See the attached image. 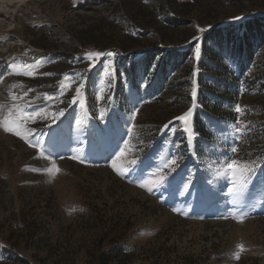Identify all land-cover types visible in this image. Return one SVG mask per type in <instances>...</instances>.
Returning a JSON list of instances; mask_svg holds the SVG:
<instances>
[{
	"label": "rangeland",
	"instance_id": "rangeland-1",
	"mask_svg": "<svg viewBox=\"0 0 264 264\" xmlns=\"http://www.w3.org/2000/svg\"><path fill=\"white\" fill-rule=\"evenodd\" d=\"M10 10L0 27V264H264V132L247 121L262 118L246 110L249 91L236 125L201 113L212 139L199 142L201 106L184 74L148 92L154 72L140 62L139 86L114 96L125 58L159 51L156 63L189 47L198 57L207 31L261 15L264 0H28ZM97 52L115 55L91 67ZM65 74L71 88L45 100ZM29 102L44 118L21 135L40 139L43 155L3 127ZM230 159L248 167L246 180L234 183ZM158 170L159 187L139 186Z\"/></svg>",
	"mask_w": 264,
	"mask_h": 264
},
{
	"label": "trees",
	"instance_id": "trees-1",
	"mask_svg": "<svg viewBox=\"0 0 264 264\" xmlns=\"http://www.w3.org/2000/svg\"><path fill=\"white\" fill-rule=\"evenodd\" d=\"M157 53L160 52L145 51L135 53L132 59L125 58V63H122L125 77L119 71L118 80L115 81V99L121 97L126 85L133 88L139 86L141 62L144 63L141 67L144 72H154L148 92L163 90L167 79L175 75V72L186 76L189 88L196 85L195 95L202 111H196L193 119L197 142L198 139H212V132L201 113L210 120L236 125L239 122L236 106L241 104L240 97L248 91L251 96L244 103L246 110H256L262 118L256 121L250 116L247 121L258 124V129L264 132V100L252 99L256 93H264V13L239 23L210 29L201 39L198 57L191 47L178 48L170 50L159 62L154 63ZM141 55V58L136 59ZM191 58L192 65L188 62ZM186 97L191 101L194 96L187 94Z\"/></svg>",
	"mask_w": 264,
	"mask_h": 264
},
{
	"label": "snow or ice",
	"instance_id": "snow-or-ice-1",
	"mask_svg": "<svg viewBox=\"0 0 264 264\" xmlns=\"http://www.w3.org/2000/svg\"><path fill=\"white\" fill-rule=\"evenodd\" d=\"M197 52H199V49H197ZM113 56L115 55V53L109 52V53H91L89 54V57H87V59H89L91 67H94V61L102 56ZM90 70V69H89ZM50 75V74H48ZM65 81H67L68 83H65ZM75 81L71 79V77L68 74H65L64 79L59 83L58 85V90L56 93H54L53 95H48L45 94L44 98L47 101H52L53 98L55 97L56 99L59 98L60 95H62L65 91L69 90L71 88V84L74 83ZM84 87V82L83 80L79 83V86L77 87L75 94L73 95L72 100L70 101V103L75 104L78 102L79 98L82 96V92L81 89ZM25 95H27V93H25ZM31 107V102H29L25 107L19 109V115L16 119V121L8 123L6 122L3 127L5 131H8L10 133H13L17 136H20L21 139H25L26 142L29 144L30 147H34V148H40L41 149V155H43V149H42V141L40 139H36L34 138V142L27 140L26 136L21 135V132H27V133H31L30 129H26L24 127L25 123L27 121H35V119L37 117L40 118H44V114L42 113L41 110L36 109V110H29V108ZM236 111L240 112L241 109L239 106L236 107ZM56 115H63V111H59ZM191 112L186 113L185 115L178 117V119L184 123H187L188 118L190 117ZM53 119H55V116L53 117ZM13 124L15 126H13ZM185 132H187V128L184 129ZM233 152L236 151L235 148L232 149ZM75 158V157H73ZM83 162V161H81ZM176 164V159L173 158L170 161V164L168 162H165V167H169L171 170V165H175ZM113 167L115 168V165H113ZM227 170L230 172L231 176L233 177L234 183L236 181H243L246 180V173L249 171L248 167L246 165L241 166L239 165L236 161L234 160H229V162H227ZM49 171H52V169H49ZM56 171H58V169H56ZM155 176L158 177L157 180L155 181H149L148 183H141L139 186L142 188H146L148 192H152L154 187H159L164 179L165 176L161 175L159 170L154 173ZM151 185V186H149ZM244 216L240 215L238 222H243L244 220ZM241 248L243 247L242 245L240 246ZM239 257L237 256V259Z\"/></svg>",
	"mask_w": 264,
	"mask_h": 264
},
{
	"label": "bare ground",
	"instance_id": "bare-ground-1",
	"mask_svg": "<svg viewBox=\"0 0 264 264\" xmlns=\"http://www.w3.org/2000/svg\"><path fill=\"white\" fill-rule=\"evenodd\" d=\"M28 0H0V27L6 26V20L7 18H10V15H7L8 13H11L10 8L16 6L17 4H22L23 2H27ZM32 1V0H31ZM37 1V0H35ZM10 7V8H9ZM9 8V9H8ZM4 18V19H3ZM1 30V29H0ZM12 30V27L7 29ZM3 33V32H2ZM6 33V32H5ZM7 34V33H6ZM4 35V33H3ZM5 39H8V35L0 36V41L3 42ZM2 51H5L6 48L1 49Z\"/></svg>",
	"mask_w": 264,
	"mask_h": 264
}]
</instances>
